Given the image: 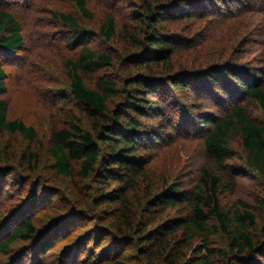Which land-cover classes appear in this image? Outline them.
<instances>
[{
  "label": "trees",
  "instance_id": "obj_1",
  "mask_svg": "<svg viewBox=\"0 0 264 264\" xmlns=\"http://www.w3.org/2000/svg\"><path fill=\"white\" fill-rule=\"evenodd\" d=\"M74 1L82 16L93 17L87 0ZM139 1L142 11L135 16L138 26L130 29L124 24L121 30L136 48L127 56L132 69L125 75L121 88L107 76L97 79L93 87L86 85L83 78L113 64L109 53L89 44L92 36L110 39L116 34L115 14L104 13L97 33H90L70 13L57 15L71 29L66 39L70 49L79 48L77 57L67 59L65 67L70 77L71 103L87 115L90 127L79 124L76 116L68 126L52 127L48 151L53 167L66 176L77 167L82 179L104 190L95 195L97 205H110L102 209L104 217L111 219L116 234L139 249L144 260L140 264H181V252L194 239L202 242L195 250L200 254L183 264H258L264 255L257 236L258 216L243 202L223 203L222 196L234 193L237 176L247 174V169L256 171L264 180V125L249 114L251 102L264 111V79H260L264 74L234 61L209 64L196 71L176 67L173 62L185 39L172 29V24L199 9L215 10L223 4L233 10V0H204L202 6L197 0ZM23 45L19 18L0 6V132H19L31 142L37 137L35 127L9 119L7 102L1 98L7 90L3 61L14 60ZM221 56L222 52L218 53V58ZM180 92L184 98L178 100ZM170 93L176 95L172 97ZM213 105L218 106L215 114L210 110ZM185 107L190 108V116L184 115ZM169 108H175V116L169 117ZM153 117L161 118L160 127L184 128L190 123L187 131L201 136L204 160L190 189L179 181L169 184L164 179L160 190L153 191L147 170L153 157L147 154L160 138L159 128L149 122ZM234 140H239L244 148L245 167L230 162L236 153L231 146ZM26 159L31 161L30 157ZM11 172L14 169L7 174ZM112 181H117V186H111ZM141 182H145L141 207V211L148 213L145 217L137 216V208L134 210L129 198ZM5 193L0 184V198ZM169 208H176L175 215L162 218ZM19 218L14 215L7 221L6 237L0 234V251L6 253L17 241H33L37 237L32 219L22 212ZM216 226L226 234L229 252L215 251L209 246ZM48 245V240L39 243V249L44 252ZM102 264L130 263L113 258Z\"/></svg>",
  "mask_w": 264,
  "mask_h": 264
},
{
  "label": "rangeland",
  "instance_id": "obj_2",
  "mask_svg": "<svg viewBox=\"0 0 264 264\" xmlns=\"http://www.w3.org/2000/svg\"><path fill=\"white\" fill-rule=\"evenodd\" d=\"M87 1L92 18L82 16L74 0H0L3 3L0 6L10 9L19 18L24 38L18 56L12 61H3L7 90L1 98L7 102L9 119L22 120L37 131L36 139L31 142L19 132H0V184L7 193L0 198V234L6 237L7 221L14 215L19 218L21 212L32 219L37 231L33 241L19 240L8 252L0 251V264H102L113 258L130 264L144 261L135 244L116 234L111 219L104 217L102 209L110 205H97L95 195L104 190L82 179L76 172L77 167L69 176L56 171L48 151L52 127L68 126L73 116L79 118L83 127H90L87 115L71 103L65 61L77 57L79 48L72 50L67 44L71 29L59 19V13L74 15L90 33H97L105 12L115 14L116 34L110 39L92 36L89 44L109 53L113 64L85 74L86 85L93 87L97 79L107 76L116 80L121 88L125 75L132 69L127 56L136 48L121 30L124 24L130 29L138 26L135 16L142 11L140 1ZM197 1L204 5V0ZM232 5L233 10L223 4L215 10L199 9L180 23L172 24V29L185 39L173 56L176 67L181 65L196 71L209 64L234 61L239 66L256 69L259 75L264 74V0H233ZM220 52L222 56L218 58ZM180 93L178 100L184 98ZM217 109L214 105L210 108L214 114ZM183 111L184 115L192 113L189 107ZM168 114L175 116V108H169ZM249 114L264 125V111L256 102L249 103ZM159 120L160 117L149 120L159 128L160 135L149 154L146 150V154L153 157L147 165L152 189L159 191L164 179L169 184L179 181L190 189L204 160L202 138L197 132L187 131L190 123L184 128H167L160 127ZM231 146L236 153L230 162L245 167L241 142L234 140ZM29 157L30 162L26 159ZM10 169L14 172L7 174ZM111 186H117V181H112ZM144 191L145 182H141L129 194L138 217L148 215L141 211ZM225 200L237 205L243 202L258 216L257 236L261 250L264 249V180L256 171L247 169V174L237 176L234 193L222 196L223 203ZM175 213L176 208H169L162 218ZM46 240L49 245L43 252L39 243ZM201 245L200 240L194 239L191 246L181 252V264L199 255L195 250ZM209 246L215 251H230L227 236L218 226L210 235ZM258 264H264V255L260 256Z\"/></svg>",
  "mask_w": 264,
  "mask_h": 264
}]
</instances>
